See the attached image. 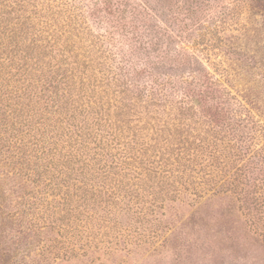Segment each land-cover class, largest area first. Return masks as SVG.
I'll list each match as a JSON object with an SVG mask.
<instances>
[{"label":"rangeland","instance_id":"obj_1","mask_svg":"<svg viewBox=\"0 0 264 264\" xmlns=\"http://www.w3.org/2000/svg\"><path fill=\"white\" fill-rule=\"evenodd\" d=\"M0 264H264V0H0Z\"/></svg>","mask_w":264,"mask_h":264},{"label":"trees","instance_id":"obj_2","mask_svg":"<svg viewBox=\"0 0 264 264\" xmlns=\"http://www.w3.org/2000/svg\"><path fill=\"white\" fill-rule=\"evenodd\" d=\"M72 31H73V30L66 31L67 34H68V35H67V40H68V39L70 40L69 35L72 33ZM60 38H61V34H55V37H54L55 40H54V41H57V42H58ZM54 43H55V42H54Z\"/></svg>","mask_w":264,"mask_h":264}]
</instances>
